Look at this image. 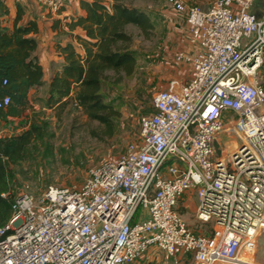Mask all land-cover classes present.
<instances>
[{
    "label": "built area",
    "instance_id": "2783aa9c",
    "mask_svg": "<svg viewBox=\"0 0 264 264\" xmlns=\"http://www.w3.org/2000/svg\"><path fill=\"white\" fill-rule=\"evenodd\" d=\"M253 1L213 0L206 11L165 1L184 17L191 48L174 59L189 65L187 78L154 94L137 141L89 168L80 189L18 196L0 226V264H131L152 247L174 261L250 264L239 256L264 233V19L250 14ZM36 2L54 15L64 6ZM10 104L0 96V110ZM227 131L240 141L229 156L215 145ZM187 192L210 235L196 236L178 212Z\"/></svg>",
    "mask_w": 264,
    "mask_h": 264
},
{
    "label": "rangeland",
    "instance_id": "374dc122",
    "mask_svg": "<svg viewBox=\"0 0 264 264\" xmlns=\"http://www.w3.org/2000/svg\"><path fill=\"white\" fill-rule=\"evenodd\" d=\"M165 1H131L148 14L154 25V34L147 40L136 28L127 26L126 30L133 39L131 51L137 62L136 69L120 83H114L112 79L102 83L104 101L111 103L120 113L114 119L110 136L105 133L104 126L89 120L81 108L71 104L62 109L52 110L43 106L39 110L31 109L25 120L9 128L8 136L20 134L22 127L35 128V140L27 147L22 160L8 168L9 185L16 197L29 194L37 199L48 187L80 189L89 168L117 158L127 144L137 141L141 118L153 113L154 94L163 90L172 79L185 81L189 65L177 63L174 54L187 51L191 45L183 15L170 10ZM184 1L206 11L213 0ZM258 81L264 88V63L258 73ZM232 125L226 123V126ZM218 137L215 145L219 142L226 156L234 153L240 145L232 132L220 133ZM197 204L196 193L187 192L178 202L177 209L192 231L209 234L211 226L204 227L195 219ZM244 252L239 261L264 264V233L258 236L255 251L249 259L242 258ZM183 258L178 257L176 261L168 259L165 253L153 247L134 264H193L192 259Z\"/></svg>",
    "mask_w": 264,
    "mask_h": 264
},
{
    "label": "trees",
    "instance_id": "16d2710c",
    "mask_svg": "<svg viewBox=\"0 0 264 264\" xmlns=\"http://www.w3.org/2000/svg\"><path fill=\"white\" fill-rule=\"evenodd\" d=\"M4 1L0 0V10ZM131 1L112 0L111 5L101 0L81 3L85 16L78 18L75 25L85 33V39L79 38L85 55L80 57L75 54L71 45L63 49L66 64L52 78L47 99L50 108L57 105L62 109L68 104L81 108L89 120L104 126L108 136L112 134L114 119L120 113L111 103L104 101L102 83L111 79L114 83H120L134 73L137 64L131 51L132 35L126 28H136L147 40L154 34V25L148 14L134 7ZM22 14L18 7L12 34L0 33V96L8 95L11 98L7 111L0 110L3 118L19 115V108H25L30 88L41 84V68L31 59L35 41L24 37L34 30L33 24L31 27L16 26ZM4 79L7 80L5 86L2 85ZM152 109L154 111L153 105ZM34 130L32 126L20 134L0 138V226L8 222L11 205L17 198L9 185V165L22 160L27 147L35 140ZM2 194L7 197L3 198ZM193 233L196 236L200 234L194 230ZM148 251L131 264L139 261ZM182 257L184 260L192 259L190 254L182 255L180 259Z\"/></svg>",
    "mask_w": 264,
    "mask_h": 264
},
{
    "label": "crops",
    "instance_id": "0c3cea01",
    "mask_svg": "<svg viewBox=\"0 0 264 264\" xmlns=\"http://www.w3.org/2000/svg\"><path fill=\"white\" fill-rule=\"evenodd\" d=\"M92 0H64V6L57 15L49 14L44 8L37 4L36 0H5L0 10V33L12 34L15 28V17L17 8H21L23 14L17 27H31L34 30L24 36L35 41V48L31 52V59L41 68V84L30 88L27 94L25 108L20 107L21 113L15 117L0 116V138L8 136L9 128L17 126L18 121L25 120L28 112L32 109L39 110L48 108L54 110L57 105L50 108L47 106V99L50 96V84L56 73L60 72L66 64V55L63 49L71 45L75 54L84 57L85 50L79 38L85 39L83 29L75 25L78 18L84 17L85 12L81 7L82 2ZM107 5L112 4V0H101ZM137 7L135 4H132ZM139 8V7H137ZM257 20L264 19V0H255L249 8ZM190 49H187L189 51ZM39 105V106H37ZM40 107V108H39ZM8 109V108H7ZM7 109L3 110L4 112ZM234 115L231 113L224 123L229 119L233 122ZM30 124V120H28ZM28 128L22 127L24 131ZM219 136V135H218ZM219 139V137H217ZM219 144V142H218ZM251 251L246 250L242 258L249 259Z\"/></svg>",
    "mask_w": 264,
    "mask_h": 264
},
{
    "label": "bare ground",
    "instance_id": "6f19581e",
    "mask_svg": "<svg viewBox=\"0 0 264 264\" xmlns=\"http://www.w3.org/2000/svg\"><path fill=\"white\" fill-rule=\"evenodd\" d=\"M251 253H253V251H251ZM239 261V260H238Z\"/></svg>",
    "mask_w": 264,
    "mask_h": 264
}]
</instances>
